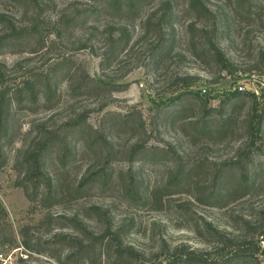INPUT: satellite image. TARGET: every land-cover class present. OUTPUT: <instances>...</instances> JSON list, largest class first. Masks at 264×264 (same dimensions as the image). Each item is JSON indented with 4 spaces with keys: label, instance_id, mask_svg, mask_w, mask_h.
Wrapping results in <instances>:
<instances>
[{
    "label": "rangeland",
    "instance_id": "1",
    "mask_svg": "<svg viewBox=\"0 0 264 264\" xmlns=\"http://www.w3.org/2000/svg\"><path fill=\"white\" fill-rule=\"evenodd\" d=\"M44 1L38 0V7L34 2L24 4L26 23H33L34 14L42 12L40 3ZM160 1L152 0L149 8ZM258 1L251 0L252 8L247 10L237 9L236 0H201L210 11L224 16L231 12L235 17L234 27L227 32L209 29L202 33L198 26L186 28L195 18V13L185 8L188 0H172V10L179 13L174 18V30L167 35L159 33L155 26L144 24L143 14L129 20L127 33L132 41L125 50H118L116 60L108 57L102 62L99 55L106 51L105 43H95L91 50L80 49L90 27L85 21L79 28L65 31L60 40L47 37L44 25L26 47L32 53L0 54V64L5 66L0 87L12 88L30 75H39L36 100L24 102L11 113V130L2 147L0 204L6 211L14 243L0 246V264H59L65 250L54 238L71 233L69 228L75 224L70 219L74 217L82 219L93 232L108 225L119 230L123 242L151 264H172L180 249L210 259L218 257L214 244H206L192 232L204 222L234 236L236 243L242 242V220L264 217V173L256 189H248L246 195L237 190L230 199L218 202L224 208L212 207L214 200L209 197L220 188V180L215 177L221 171H230L235 183L239 171L237 165H232L234 159L244 164L252 150L247 148L245 128L251 99L227 101L226 95L242 86L240 93L253 92L260 101L263 99L264 9L257 7ZM47 3L52 15L86 12L89 6L87 0ZM0 13L13 18L7 0H0ZM202 17V21L211 23V15L204 13ZM210 39L217 41L233 64L231 72L216 64L206 48ZM63 56L72 57V67L85 69L91 77L127 87L116 92L111 91L114 86L104 87L97 97H80L63 81L58 85L57 97L55 84L46 101L41 72L56 70V61ZM82 109L88 112L87 123L94 129H105L107 139L115 144L107 168L114 179L79 190L77 177L86 164L74 156L63 139L56 140V126ZM260 137L264 139V129ZM86 138H74L77 148ZM42 142L49 145L42 173L53 181L58 168L56 152L68 150L66 169L57 174L61 180L58 197L55 187L44 202L40 200L47 177L34 185L36 179L29 181L24 175L30 170L25 162L27 155ZM135 143L140 148L130 155ZM263 152L256 151V162ZM128 169L136 176L138 188L125 189L118 180L127 177ZM178 169L185 177L178 185L163 188ZM139 188L156 189L161 201L144 199ZM92 208H98L100 214ZM2 234L7 236L9 231ZM253 242L259 247L258 263L264 264V233L254 235Z\"/></svg>",
    "mask_w": 264,
    "mask_h": 264
},
{
    "label": "trees",
    "instance_id": "2",
    "mask_svg": "<svg viewBox=\"0 0 264 264\" xmlns=\"http://www.w3.org/2000/svg\"><path fill=\"white\" fill-rule=\"evenodd\" d=\"M89 6L86 12L74 11L67 14L65 11L52 15L48 11V0L41 2L44 7L41 13L34 14L33 23H26L23 17L27 14L23 10L24 4L34 2L37 7L38 0H7L11 4L13 18L7 17L0 13V54L12 53L23 54L27 52L26 47L31 44L34 37L39 34L38 29L45 27L46 36L56 37V40L63 38V33L67 30H75L79 28V24L83 21L89 23V31L85 33L86 38L81 40L80 49L91 50L93 44L101 42L105 43V49L99 57L102 62L108 57L117 59L118 50L125 48L132 41V37L128 32L129 20L138 18L143 14V22L147 26H155L160 33L165 35L174 30L176 13L172 10V0H161L158 5L150 7L152 0H87ZM47 3V4H46ZM260 10L264 9V0L256 3ZM237 9L251 10V0H236ZM185 8L195 13L193 21L187 23V29H194L196 26L202 33H207L209 29L213 31L227 32L234 27L235 17L231 12L225 16L217 11H210L207 5L201 0H188ZM21 12V13H17ZM204 13L212 16L211 23L202 21ZM16 14L20 21H15ZM103 20V21H102ZM194 39H190L192 42ZM39 41V40H38ZM209 53L214 58L216 64L222 70L231 72L233 64L224 56L217 41L210 39L207 42ZM32 51V50H31ZM96 54V53H94ZM98 56V55H96ZM26 60V59H24ZM23 61V60H22ZM21 62V61H20ZM19 62V63H20ZM73 58L63 56L56 61L55 69H46L41 72L45 87L44 100L48 101L51 88L56 84L57 88L61 82H66L68 90L71 92H79L80 97H97L100 89L104 87L114 86L112 83H106L97 78L91 77L85 69L78 67L73 68ZM102 65V63L100 64ZM5 66L0 64V81L4 78ZM38 74L30 75L17 84L10 87H0V160L2 157V147L4 139L7 138L11 127L9 118L11 113L17 111L24 102H32L36 100L38 95L39 81ZM126 85H115L111 87L112 92L120 91L126 88ZM264 93L260 96V101L253 92L240 93L236 89L226 95L227 101H237L242 97L251 99V106L245 121V128L248 136L247 148H252L246 163L242 164L241 160L235 158L232 165H237L238 176L235 183L232 182L230 171H221L216 177L220 180V188L217 194L211 195L209 198L214 200L210 205L215 208H224L219 204L221 200L230 199L237 190L242 191L244 195L248 194V189H256L259 187L261 174L264 173V139L260 137L264 129ZM88 112L81 110L79 113L74 112L66 120L61 121L56 126V140L63 139V142L71 147L70 151L74 156H79L86 165L84 172L77 177V188L84 189L92 183L111 181L114 179L113 174L108 172L109 158L114 149L112 140L107 139L105 129H94L87 123ZM229 118V117H228ZM224 122V120H221ZM77 136H86L81 139L82 145L77 148L74 138ZM57 142V141H56ZM140 147L137 143L130 147L129 154L134 155ZM49 149L46 142L40 143L38 148L31 154L27 155L25 162L29 165L30 170L28 180L36 179L34 185L38 184L40 178H44L42 173L45 154ZM151 149H156L152 147ZM92 152V158L88 159V152ZM163 150V149H162ZM161 150V151H162ZM67 149H59L56 152V181L47 177L44 192L40 202L48 200L52 195V190L56 187V198L61 187V180L58 177L59 172L66 169ZM256 151H261L262 157L256 162ZM164 152V151H163ZM103 160V161H101ZM127 177L121 180L125 189L133 187L138 188L136 176L127 171ZM185 177L183 170L178 169L175 174L170 177L163 188L178 185L180 179ZM139 194L146 200L157 203L161 201L156 189L140 190ZM26 196L33 201L29 192L25 190ZM92 212L99 213L98 208H92ZM100 214V213H99ZM261 215L264 216V209H261ZM75 226H71V233L57 234L56 244L64 247V255L62 259H58L59 264H151L143 260L135 251L134 247L123 242L119 230L111 228L110 225L104 227L100 232H93L88 229L84 221L78 217L70 219ZM243 236L242 242L236 243L234 236L228 235L225 231L219 230L211 223L204 222L201 226L192 229V232L199 238H203L206 244H214L218 251V257L210 259L199 252L177 250L176 256L173 258L172 264H259L257 253L259 247L257 242H253L254 235L264 233V217L257 220L243 219ZM66 227H59V229ZM8 232L9 235L2 234ZM202 240V241H203ZM14 243V236L10 233V225L7 222L6 211L0 204V246ZM30 248L28 245H26ZM1 256V254H0Z\"/></svg>",
    "mask_w": 264,
    "mask_h": 264
},
{
    "label": "built area",
    "instance_id": "3",
    "mask_svg": "<svg viewBox=\"0 0 264 264\" xmlns=\"http://www.w3.org/2000/svg\"><path fill=\"white\" fill-rule=\"evenodd\" d=\"M140 87H142V85H140ZM237 90L240 92V91H243V87L242 86H238L237 87ZM202 93H206V91L205 90H202Z\"/></svg>",
    "mask_w": 264,
    "mask_h": 264
}]
</instances>
